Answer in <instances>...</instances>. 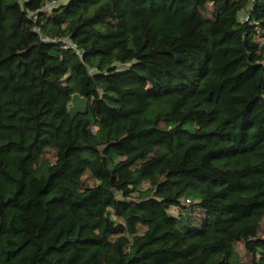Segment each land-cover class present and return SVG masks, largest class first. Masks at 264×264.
I'll list each match as a JSON object with an SVG mask.
<instances>
[{
  "label": "trees",
  "instance_id": "obj_1",
  "mask_svg": "<svg viewBox=\"0 0 264 264\" xmlns=\"http://www.w3.org/2000/svg\"><path fill=\"white\" fill-rule=\"evenodd\" d=\"M54 1L0 0V264H264V0Z\"/></svg>",
  "mask_w": 264,
  "mask_h": 264
},
{
  "label": "rangeland",
  "instance_id": "obj_2",
  "mask_svg": "<svg viewBox=\"0 0 264 264\" xmlns=\"http://www.w3.org/2000/svg\"><path fill=\"white\" fill-rule=\"evenodd\" d=\"M86 104H87L86 99H84L83 97L78 96V95L74 96L72 99L71 105H70L71 113L74 115L77 113L84 112L86 110ZM193 204L195 205L196 208H198V206L200 204V197L199 196H196L194 198ZM238 250L240 251V254L243 252L241 245L238 247Z\"/></svg>",
  "mask_w": 264,
  "mask_h": 264
},
{
  "label": "built area",
  "instance_id": "obj_3",
  "mask_svg": "<svg viewBox=\"0 0 264 264\" xmlns=\"http://www.w3.org/2000/svg\"><path fill=\"white\" fill-rule=\"evenodd\" d=\"M69 0H57L52 2L48 7H53V6H59L67 3ZM245 20V18H243ZM44 41H49L47 38H43ZM55 43H60L63 49L67 50H73L75 51L80 57H82L81 51L77 48V45L70 39V38H64V39H59V40H53Z\"/></svg>",
  "mask_w": 264,
  "mask_h": 264
}]
</instances>
